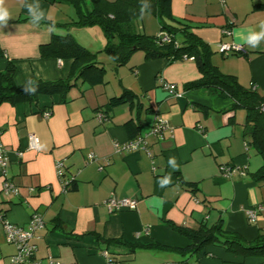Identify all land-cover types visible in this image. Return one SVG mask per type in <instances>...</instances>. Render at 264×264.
Instances as JSON below:
<instances>
[{
	"label": "crops",
	"instance_id": "crops-1",
	"mask_svg": "<svg viewBox=\"0 0 264 264\" xmlns=\"http://www.w3.org/2000/svg\"><path fill=\"white\" fill-rule=\"evenodd\" d=\"M262 1L171 0L174 20L168 22L189 25L212 49V64L264 93V39L257 47L247 42L264 23V9L255 7ZM23 4L33 8L32 22ZM63 4L5 0L11 18L0 26V71L12 62L16 85L69 75L71 59L42 55V46L54 35L69 33L91 51L105 43L96 25L55 24L75 17ZM138 20V29L148 35L164 31L151 12ZM227 27L230 34L223 33ZM176 37L181 40L180 34ZM220 42L241 43L247 52L222 54ZM99 60L106 69L104 82L77 83L65 100L41 95L36 104H0V137L9 156L6 176L18 188V194H4L0 174V206L7 219L23 227L33 213H41L44 226L33 238L36 258L50 256L60 264H264L262 257H242L218 245L199 253L178 252L190 240L171 227L197 229L221 220L226 230L248 241L264 230V181L255 178L264 157L246 142L245 110L231 108V99L206 88H185L200 76L192 58L145 59L137 50L118 67L107 55ZM162 80L174 83L177 94L164 89ZM124 88L134 94L132 101L109 107V99ZM99 112L104 119H98ZM156 115L168 119L171 131L160 139L146 138L151 156L144 150H115L116 143L149 131ZM129 121L136 127L134 136L127 129ZM30 134L39 138L38 148L28 147ZM89 154L97 160H89ZM56 161L63 162L62 176ZM222 164L236 169L225 177ZM111 195L133 198L136 207L111 211L104 205ZM259 206L250 222L246 209ZM104 239H119L133 248ZM14 250L0 223V264H9Z\"/></svg>",
	"mask_w": 264,
	"mask_h": 264
},
{
	"label": "trees",
	"instance_id": "trees-1",
	"mask_svg": "<svg viewBox=\"0 0 264 264\" xmlns=\"http://www.w3.org/2000/svg\"><path fill=\"white\" fill-rule=\"evenodd\" d=\"M49 3H65L75 10V17L64 23H55L70 27L75 25L99 26L105 37L103 51L112 60L115 67L128 62L131 55L141 50L145 59L164 57L170 61L192 58L200 73L184 87L206 88L217 95L232 100L231 108L245 110L244 136L246 142L264 157V93L255 87H245L234 75L223 73L211 63L212 49L189 29V25L174 20L171 14V0H45ZM256 8L264 9V1L256 4ZM146 12L155 14L161 24V30L167 32L171 40L161 41L160 35H148L138 29L137 20ZM180 34L181 40L176 37ZM42 55L71 59L69 75L57 80L31 79L23 85L14 83L16 67L8 62L0 71V104L15 105L21 102L36 104L41 95H58L65 100L69 91L77 83L94 85L104 82L105 67L93 52L77 42L69 33L54 35L52 40L42 46ZM25 88H35L28 93ZM134 94L124 88L118 96L109 99V107L132 101ZM127 129L134 136L136 127L126 123ZM258 181H264V164L255 172ZM171 227L190 240L185 248L175 249L181 253H199L208 245H218L227 251L242 257L258 256L264 258V230H259L253 240H246L236 232L225 229L220 220L212 226H200L197 229L187 227ZM107 244L128 245L119 239H104ZM152 246L162 247L159 244ZM133 248V246H131Z\"/></svg>",
	"mask_w": 264,
	"mask_h": 264
},
{
	"label": "built area",
	"instance_id": "built-area-1",
	"mask_svg": "<svg viewBox=\"0 0 264 264\" xmlns=\"http://www.w3.org/2000/svg\"><path fill=\"white\" fill-rule=\"evenodd\" d=\"M224 34H230L231 29L225 28L223 30ZM161 41H170L171 37L170 35L162 31L159 33ZM220 53L222 54H229V53H237V54H245L246 48L241 43L236 42H220L218 44V49ZM162 82V87L166 89L170 94H177L176 85L174 83L166 82L164 80ZM262 111H264V105H262ZM45 116L49 115L48 111L44 112ZM98 119H104L105 114L103 112L97 113ZM166 131H171V126L169 124V121L167 118L156 115L154 118L153 125L149 131L146 133L137 135L133 138H131L129 141L125 143H116L115 144V150H125V151H133V150H144L149 156H151V152L149 151L147 140L146 138L149 135H153L158 137L159 139L163 137L164 133ZM39 145V138L36 135L30 134L28 136V147L29 148H38ZM89 160L96 161L97 157H95L93 154L88 155ZM9 161V156L7 153V149L5 148L4 144L1 141L0 137V174L3 177V184L1 191L4 194H8L10 192L14 194H18V188L16 184L10 180L6 176V169L7 164ZM107 163V161H104V163L99 165V169H102L103 166ZM55 168L58 176H62L63 171V162L62 161H56ZM220 171L222 172V175L225 177L230 176L236 167L230 166V165H221ZM75 176L72 175L69 179H67L66 182H64L63 186L64 189H68L70 187V184L74 180ZM137 201L133 198H117L114 195L109 196L105 201L104 205L111 211H119L122 209H129L136 207ZM258 210H260L259 207L255 208H247L246 209V215L250 222H253L255 218L257 217ZM0 223L2 224L3 230H4V237L5 240L14 246V252L9 257V264H60L59 261L55 260L53 257H47L45 260L38 259L35 256L36 252V245L33 242V238L35 237V232L39 229H41L44 226V219L39 212H35L31 215L29 225L28 227H23L19 224H15L11 222L6 217V211L0 206ZM105 256L108 257V252H103ZM109 258V257H108Z\"/></svg>",
	"mask_w": 264,
	"mask_h": 264
},
{
	"label": "clouds",
	"instance_id": "clouds-1",
	"mask_svg": "<svg viewBox=\"0 0 264 264\" xmlns=\"http://www.w3.org/2000/svg\"><path fill=\"white\" fill-rule=\"evenodd\" d=\"M28 9L29 17H33V8L30 5L23 4ZM11 18L10 12L5 7V0H0V26H6L8 20ZM264 39V23L260 25L259 32H251L247 37V42L252 45V47H257L259 45V41ZM25 91L28 93L35 92V88H25Z\"/></svg>",
	"mask_w": 264,
	"mask_h": 264
},
{
	"label": "rangeland",
	"instance_id": "rangeland-1",
	"mask_svg": "<svg viewBox=\"0 0 264 264\" xmlns=\"http://www.w3.org/2000/svg\"><path fill=\"white\" fill-rule=\"evenodd\" d=\"M69 7V8H71L72 9V11H73V13L75 12V10H74V8L71 6V5H69V4H63V7ZM139 22H140V20H137V25L139 24ZM96 27H99V26H96ZM104 41L102 42H100V44H98V46H96V47H94V49H93V52H96V54H97V57L99 58V59H101L102 58V55L103 56H106V54H105V52L103 51V47H104ZM108 68V67H107Z\"/></svg>",
	"mask_w": 264,
	"mask_h": 264
}]
</instances>
